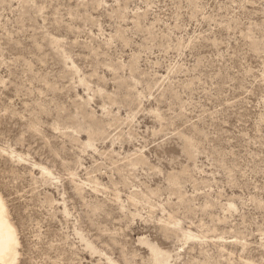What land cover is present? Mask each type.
I'll return each mask as SVG.
<instances>
[{
	"label": "rangeland",
	"instance_id": "374dc122",
	"mask_svg": "<svg viewBox=\"0 0 264 264\" xmlns=\"http://www.w3.org/2000/svg\"><path fill=\"white\" fill-rule=\"evenodd\" d=\"M0 192L16 264H264V0H0Z\"/></svg>",
	"mask_w": 264,
	"mask_h": 264
},
{
	"label": "bare ground",
	"instance_id": "6f19581e",
	"mask_svg": "<svg viewBox=\"0 0 264 264\" xmlns=\"http://www.w3.org/2000/svg\"><path fill=\"white\" fill-rule=\"evenodd\" d=\"M20 245L17 229L11 221L7 203L0 192V264H16L19 260ZM154 254L159 256L156 251Z\"/></svg>",
	"mask_w": 264,
	"mask_h": 264
}]
</instances>
